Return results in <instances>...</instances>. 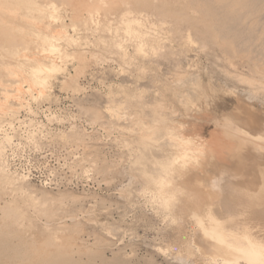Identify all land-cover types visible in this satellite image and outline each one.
Returning a JSON list of instances; mask_svg holds the SVG:
<instances>
[{
    "label": "rangeland",
    "instance_id": "obj_1",
    "mask_svg": "<svg viewBox=\"0 0 264 264\" xmlns=\"http://www.w3.org/2000/svg\"><path fill=\"white\" fill-rule=\"evenodd\" d=\"M51 3L57 21L44 7ZM0 6V167L26 189L0 181V264H222L197 221L208 227L210 216L264 243V151L248 143L240 163L234 154L174 161L180 140H208L229 116L264 133V1L237 7L245 43L217 37L192 0ZM35 62L63 70L42 97L18 94Z\"/></svg>",
    "mask_w": 264,
    "mask_h": 264
},
{
    "label": "bare ground",
    "instance_id": "obj_2",
    "mask_svg": "<svg viewBox=\"0 0 264 264\" xmlns=\"http://www.w3.org/2000/svg\"><path fill=\"white\" fill-rule=\"evenodd\" d=\"M243 0H192V4L195 5V6H198V8L200 9V11L203 12L204 16L206 19H209L211 21H215V27H214V31H215V35L217 37H220V38H228L230 40H232L233 42H237V43H245L247 42L248 40L246 39V36L243 34V30L240 28V24H239V20H240V17L238 15V10H237V7L241 5V2ZM252 2L253 1H264V0H251ZM29 2V1H28ZM27 2V3H28ZM91 2V1H90ZM249 2V0H248ZM103 3L102 1L98 4H101ZM105 3H108L105 1ZM103 3V4H105ZM247 3V1L244 3V6L245 4ZM32 4V3H31ZM101 4V5H103ZM95 5V4H93ZM107 5V4H106ZM105 5V6H106ZM6 6V5H4ZM27 6V5H26ZM33 6V4H32ZM87 6V5H86ZM104 6V5H103ZM243 6V7H244ZM1 7V6H0ZM29 8V6H27ZM46 9H49V18L54 20V21H57L59 18L55 15V12H56V8L54 6V4H49L44 6ZM89 7V6H88ZM242 7V8H243ZM7 8V7H6ZM10 8V6H9ZM94 8V7H93ZM241 8V9H242ZM87 9V8H86ZM239 9V8H238ZM255 9V8H254ZM2 10V9H1ZM14 10V9H13ZM96 10V9H95ZM16 11V10H15ZM47 11V10H46ZM9 12V10H8ZM10 14V13H9ZM57 14V13H56ZM89 14V13H88ZM97 14V13H96ZM240 14V13H239ZM98 15V14H97ZM243 14H241V17H242ZM90 20L91 22H94L95 19L93 18V16L90 17ZM34 21V20H33ZM126 22L130 23V22H136L135 21H132V20H129L127 19ZM136 23H139L138 21ZM214 23V22H213ZM128 32L130 31V27L128 26ZM245 30V29H244ZM19 33V32H18ZM57 33L61 36V37H65L66 41L69 43V44H73L74 42V39L72 37H70L69 35H67L65 29L62 27L60 29L57 30ZM139 38H143L144 34H141V33H135ZM24 35V34H23ZM43 40H46V38H43ZM246 45V44H245ZM244 45V46H245ZM8 46L9 48H13L14 46H16L14 43L12 42H8ZM17 48V47H16ZM12 50V49H11ZM17 50V49H16ZM56 49H52V50H47V49H43L44 52H54ZM63 70V67L58 65L57 63H52L50 66H45L43 64H41L40 62H35L33 65H31L30 67V75H26L24 77V80L21 81V82H25L24 84L29 83V85L27 84V87H23L24 85H22L20 82L19 84L15 87V91L18 93V94H21V93H27V92H32L33 90H36L40 97H42L44 95V93L47 91L48 89V83H49V78L51 75H53L54 73H58L60 71ZM11 74H15V73H11ZM19 80V79H18ZM180 82V81H179ZM35 91V92H36ZM46 94V93H45ZM240 103V102H238ZM242 105V104H241ZM245 109V107H244ZM248 109V108H247ZM253 109V108H252ZM258 110V109H257ZM246 111V110H245ZM256 113V112H254ZM253 113V114H254ZM16 114V113H15ZM14 113L11 114L12 116L15 115ZM251 114V113H250ZM10 115V116H11ZM260 115V114H259ZM262 115V114H261ZM230 118V116H229ZM225 118V119H222L223 122H220L219 120H217V126L220 127V130H214L213 132H211V135L210 137L203 141H199V142H194L192 139H182L179 141V146L182 148L181 151H179V154H175L177 155L175 158H174V161L176 163H186L191 157L195 156V155H210L209 157L211 158V156H219L220 158H224V157H227V156H231V155H236L237 157V153L239 152L238 156L239 155H244V154H241L240 151L243 150V148L248 144H252L251 147H253L256 151H264V142H261L260 139H264V133L262 134L261 132L258 134V135H252L251 133H249V131L243 129L240 125L236 124L234 122V120H232L231 118ZM235 118V117H234ZM12 126V125H11ZM213 130V129H212ZM197 133V132H195ZM194 134V133H193ZM198 135V134H196ZM8 136V135H7ZM208 136H209V132H208ZM11 137V136H9ZM198 140L199 137H197ZM8 141L10 138H8ZM194 139H195V136H194ZM12 140V139H10ZM202 140V139H201ZM260 140V141H258ZM249 144V145H250ZM245 149V148H244ZM177 150V149H176ZM180 150V149H179ZM246 152H247V149H245ZM3 151V150H2ZM174 151V150H173ZM251 151V150H249ZM255 151H253L252 153L254 154ZM257 152V153H258ZM259 152V153H260ZM245 153V152H243ZM256 153V154H257ZM263 154V153H261ZM174 155V156H175ZM249 155V154H246V156ZM173 156V157H174ZM241 156H240V159H241ZM250 156V155H249ZM254 156H256L254 154ZM202 157V156H201ZM205 157V156H204ZM208 158V156H206ZM205 157V158H206ZM245 157V156H244ZM243 157V159H245ZM217 158V157H216ZM248 158V157H246ZM212 159H214L212 157ZM225 159V158H224ZM229 159L228 158V162H229ZM238 159L237 157V163H240L238 162ZM206 160V159H205ZM218 160V158L216 159ZM226 160V159H225ZM232 160H235L236 162V159H232ZM242 160V159H241ZM214 161V160H213ZM222 160H218V162H221ZM207 162V160H206ZM224 162V161H223ZM234 162V163H235ZM243 162H245L243 160ZM251 162V161H250ZM253 162V161H252ZM222 163V162H221ZM227 163V162H226ZM231 163V162H230ZM255 163V162H254ZM228 164V163H227ZM253 164V163H252ZM217 166H219L218 164H216ZM224 163L222 164V166L224 167ZM231 165V164H230ZM239 165V164H237ZM242 165V164H241ZM221 166V167H222ZM226 166V165H225ZM244 166V165H243ZM263 166V165H262ZM219 166V169L221 168ZM223 167L221 168L223 170ZM228 167V166H227ZM232 167V166H230ZM229 167V168H230ZM239 167V166H238ZM241 167V166H240ZM239 167V168H240ZM250 167H252V165H250ZM249 167V168H250ZM259 167V166H258ZM238 168V169H239ZM200 169V167H199ZM233 169H235L233 167ZM187 170V169H186ZM236 170V169H235ZM240 170V169H239ZM238 170V171H239ZM246 170V169H244ZM243 170V171H244ZM249 170V169H248ZM248 170L246 172H248ZM254 170V169H253ZM208 171V170H206ZM220 171V170H219ZM228 171V170H227ZM252 171V170H251ZM235 172V171H234ZM260 172V171H259ZM223 173V172H222ZM220 173V174H222ZM240 173V172H238ZM243 173V172H242ZM252 173V172H251ZM206 174V173H204ZM203 174V175H204ZM231 174V173H229ZM233 175V173L231 174ZM236 175V174H235ZM247 175V174H246ZM207 176V175H205ZM209 176V175H208ZM238 176V174L236 175ZM234 176V177H236ZM243 176V174H242ZM231 177V176H229ZM232 177V179L234 178ZM245 177V176H244ZM248 177V176H246ZM245 177V178H246ZM250 177V176H249ZM200 178V177H199ZM198 178V179H199ZM241 178V174H240V177L239 179ZM243 178V177H242ZM235 179V178H234ZM237 179V178H236ZM196 180V179H195ZM203 180V179H202ZM207 180V179H205ZM261 180V179H260ZM259 180V181H260ZM263 180V179H262ZM0 181L2 182V184L4 185H7L9 186L11 189L13 190H18V189H22L24 190L25 189V185H24V182L23 181H20L18 179H14L13 177H11L8 172H7V169L6 167L4 166H1L0 167ZM200 181V180H199ZM207 181H210L209 178ZM239 181V180H238ZM244 181V180H243ZM242 181V182H243ZM203 182L205 183V181L203 180ZM209 183V182H208ZM252 183V182H251ZM255 183V182H254ZM161 186H163V181L160 183ZM210 184V183H209ZM247 184V183H246ZM211 185V184H210ZM245 185V184H244ZM253 185V184H252ZM204 187H205V184H204ZM207 187V186H206ZM213 187V186H211ZM250 187V186H249ZM189 188V187H188ZM210 188V187H209ZM255 188V187H254ZM259 188V186H258ZM161 189V188H160ZM252 189V188H251ZM257 189V188H256ZM26 190V189H25ZM163 190V189H161ZM200 190V189H199ZM211 190V189H210ZM249 190V189H248ZM258 190V189H257ZM207 191V190H206ZM215 191V190H214ZM228 191V190H227ZM252 191V190H251ZM259 191V190H258ZM161 192V191H160ZM210 192V191H209ZM211 193L213 194V191L211 190ZM225 194V192H223ZM25 194H26V191H25ZM167 192L165 191H162L159 195V197L157 198L156 196L158 195H154V197H156L157 199H162L163 201H165V199H167ZM231 194V193H230ZM260 194V193H259ZM29 194H27L28 196ZM193 195V193H192ZM196 195V194H195ZM201 195V194H200ZM204 195V194H203ZM207 195V194H206ZM215 195V193H214ZM219 195V194H218ZM261 195V194H260ZM25 196V197H27ZM216 196V195H215ZM224 196V195H223ZM258 196V195H257ZM264 196V195H263ZM32 197V196H31ZM202 197V196H201ZM207 197V196H206ZM219 196H217V199H218ZM230 197V196H229ZM233 197V196H232ZM30 198V197H29ZM33 198V197H32ZM193 199V198H192ZM199 199V198H198ZM201 199V198H200ZM214 199V198H213ZM216 199V202L217 201ZM229 199V198H228ZM240 199V198H239ZM33 200V199H32ZM31 201L30 204H31ZM35 200V198H34ZM203 200V199H202ZM200 200V202L202 201ZM206 200V198H205ZM215 200V199H214ZM231 200V199H230ZM237 200V199H236ZM254 200V199H253ZM24 201H26L24 199ZM23 201V202H24ZM191 201V200H190ZM209 201V198L206 200V202ZM255 201V200H254ZM28 202V203H29ZM192 202V201H191ZM194 202V200H193ZM205 202V201H204ZM252 202V201H251ZM260 202V201H259ZM35 203V202H34ZM211 203V202H209ZM221 203V202H220ZM227 203V202H226ZM233 203V202H232ZM262 203V202H261ZM24 206H27L28 204L27 203H23ZM52 204V203H51ZM202 204V203H201ZM204 204V203H203ZM202 204V205H203ZM207 204V203H206ZM235 203H233L232 205H234ZM39 205V204H38ZM34 205L33 204V207L35 211H39V212H43V213H48V208H46L47 205ZM213 205V204H212ZM218 205V204H216ZM30 206V205H29ZM187 206V205H186ZM194 206V205H193ZM207 206V205H206ZM231 206V205H230ZM240 206V205H239ZM238 206V207H239ZM246 206V205H245ZM10 207L12 208L11 205H8L6 208H4V211L7 210V209H10ZM31 207V206H30ZM196 207V206H195ZM210 207V206H209ZM235 207V206H234ZM244 207V206H243ZM27 208V207H25ZM214 208V207H213ZM17 211H20V207H17L15 208ZM28 209V208H27ZM32 209V207H31ZM194 209V208H193ZM247 209V207H246ZM255 209V208H253ZM3 210V209H2ZM30 210V208H29ZM201 210V209H200ZM211 210V208H210ZM34 211V212H35ZM243 211V210H242ZM202 212V211H201ZM200 212V213H201ZM228 212V211H227ZM230 212V211H229ZM245 212V211H244ZM199 213V212H198ZM199 213V214H200ZM209 213V211H208ZM218 213V212H217ZM216 213V214H217ZM232 213V212H231ZM230 213V214H231ZM250 213V212H249ZM248 213V214H249ZM252 213V212H251ZM213 214V213H212ZM244 214V213H243ZM209 214H207L206 216H208ZM211 215V214H210ZM209 215V216H210ZM215 215V214H214ZM235 215V214H234ZM205 216V215H204ZM208 216V217H209ZM237 216V215H236ZM220 217V216H219ZM207 218V217H206ZM205 218V219H206ZM208 219V218H207ZM251 219V218H250ZM210 226L206 227L204 226V223L201 219L197 218V221H198V224H200L202 226H199L200 227V230H204V233H206L207 236H209L211 239H213L215 241V243L217 244V247L220 249L221 254H219L221 256V259L222 260V264H239L240 261H245L246 263L248 264H264V243L260 240H258L257 238L253 237L252 235L244 232L243 234H235V233H227L220 225L219 221L217 220V217L215 218L214 216H210ZM222 220V219H221ZM220 220V221H221ZM258 220V219H257ZM206 221V220H205ZM248 221V220H247ZM260 221V220H259ZM207 224V223H206ZM256 224V223H255ZM263 224V223H262ZM244 226V225H243ZM242 226V227H243ZM229 228V227H228ZM246 228V227H245ZM226 229V228H225ZM236 230V229H235ZM239 230V229H238ZM238 232V231H237ZM198 233V232H197ZM202 233V234H204ZM254 233V232H253ZM205 235V236H206ZM262 235V234H261ZM204 236V235H203ZM263 239V237H262ZM210 248V247H209ZM16 256L17 257H21L22 255L17 252L16 253Z\"/></svg>",
    "mask_w": 264,
    "mask_h": 264
}]
</instances>
